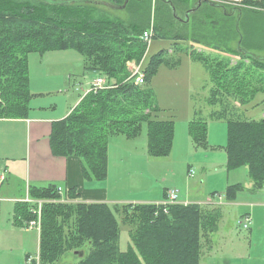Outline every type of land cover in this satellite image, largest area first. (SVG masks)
<instances>
[{
    "label": "trees",
    "instance_id": "obj_1",
    "mask_svg": "<svg viewBox=\"0 0 264 264\" xmlns=\"http://www.w3.org/2000/svg\"><path fill=\"white\" fill-rule=\"evenodd\" d=\"M90 1L124 6L122 10L131 11L127 12L128 21L123 24L92 17L91 11L103 6L86 2L48 4L42 0H0V119L27 118L31 98L29 54L77 52L82 57L84 70L103 77L110 87L86 93L67 117L53 123L49 144L54 156L78 158L85 180L99 181L107 177V147L112 137L134 139L145 125L147 155L165 158L170 154L173 122L158 116L160 110L148 87L157 68L168 64L163 58L165 52L160 50L149 56L142 68V86H135L127 79L125 63L143 55L144 44L139 37L148 29L151 3L157 4V11L165 7L172 18V11L181 8L184 0ZM244 3L249 4L251 0ZM197 8L187 10L185 17L204 12ZM162 22L160 17L152 40H169L173 43L170 47L173 52L189 54L210 75L206 102L211 109L209 117L226 124L227 169L246 168L253 189H261L264 113L256 121L242 117L239 110L246 105L264 106V65L245 53L244 61L237 57L232 65L226 57L228 53H219L223 57L197 54L190 48L195 43L182 48L180 43L187 42L168 38ZM167 26L169 33L171 29ZM258 97L261 100L256 101ZM206 132L205 121L200 118L189 121L188 134L195 148L207 149ZM238 188L227 187V201L234 200ZM28 196L42 202L38 264H60L68 254L74 257L73 264H199L206 235L216 231L220 216L217 208L196 204L170 205L164 211L155 204H87L77 201L74 189L62 190L59 194L54 185L32 187ZM19 209L27 221L33 218L27 204ZM119 223L127 226L130 239L131 246L125 251L118 247ZM207 225L212 226L208 227L210 230L205 228Z\"/></svg>",
    "mask_w": 264,
    "mask_h": 264
},
{
    "label": "rangeland",
    "instance_id": "obj_2",
    "mask_svg": "<svg viewBox=\"0 0 264 264\" xmlns=\"http://www.w3.org/2000/svg\"><path fill=\"white\" fill-rule=\"evenodd\" d=\"M229 1L184 0L183 8L172 11V18L165 7H159L158 11L155 10L157 4L153 1L151 3L148 29L152 28L154 30V27L158 26L159 18L162 17V26L164 33L167 34L166 36L187 42L180 43L182 48L190 46V43H195L190 48L197 54L202 53L205 56L223 57L225 55H220L219 53H228L229 55H226V57L227 59L230 58L228 61L232 65L235 64L237 57L240 60L245 59L243 55L245 53L246 56L264 65V12L254 10L251 5L246 3L235 4ZM196 6H200L199 8L204 9V12L194 17H191L192 15L189 17V14L188 17H185L186 11L191 8H197ZM127 12L131 11H114L106 7H98L91 11V16L97 19L116 20L124 24L128 21ZM166 25L171 29L169 33L166 30ZM172 44L169 40H151L150 44H144L141 58L129 60L125 63L126 77L129 78L132 67H140L142 71V68L149 61V56L156 54L160 50L165 52L163 58L167 60L168 64L163 63L157 68L148 87L153 93L155 105L167 108V110L161 109L162 111L160 110L159 115L168 117L167 119H170L176 125L173 131L174 139L173 147H171V156L166 159L156 158L151 160L146 158V155L142 152L141 154L137 152V161L132 164L133 166L125 164L126 157L124 156L119 158L122 160V164H119L118 158H113V164L112 166L110 165V173L108 175L111 178L110 195L129 202L150 198L161 203L165 201L163 190L167 188L176 191L177 196L179 190L182 192L185 190L192 195L196 202H211L218 205L223 200L224 203L227 201L225 193L227 187L238 186V190L233 195L234 200L227 201H235L237 204L239 197H247L245 179L241 175L244 169L228 170L226 167V156L224 154V148L227 143L226 124L223 120H213L209 117L211 109L206 102L209 94L210 75L203 64L193 60L189 54L181 51L173 52L170 48ZM33 72L36 75H40L35 70ZM35 87L40 86L36 84ZM56 94L55 92L52 93L56 102L63 100V95ZM257 100L259 101L261 98L258 97L256 98ZM193 110H199V112L194 115ZM239 111H241L242 117L245 116L248 119L257 121L261 119L264 113V106L256 105L252 107V105H246L241 107ZM188 117H194L193 119L200 118L207 123V149L195 148L192 144L189 156H187L188 152L186 154L180 149L174 151L175 138L176 143H180L183 140L181 134L185 136L188 133V121L191 119ZM144 135L145 125L142 128L141 135H138L139 137L137 136L136 140ZM17 146L20 154L23 149L20 137ZM9 160L11 161V159ZM189 172H191V176L188 175ZM228 172L232 173L228 174ZM227 181L232 184L226 186ZM255 192L257 196H261V200L264 203V185L262 190ZM180 196L181 194H179ZM256 200V197L249 199L247 205L255 204ZM3 205L8 207L7 204ZM27 205L32 209V204ZM199 206L203 207L204 205ZM211 208L218 209L217 211L215 209L211 210L219 212L220 216L217 223H222L223 225L217 237L214 235L217 229L215 232H208L210 234L206 235V241L203 248L201 247L200 249L202 254L200 264H203L206 259L207 248H209L208 246H210L212 241V251L209 255L208 264H235L234 256L228 249L231 246L235 247L242 244L244 246L252 245L253 249L251 251L254 256L252 260L259 255L263 256L264 209L262 207L261 209H256L255 216L257 220H253V222L251 220L249 230H244L237 224L242 217H239L240 214L238 213L240 210L234 205H228L222 209L220 207ZM21 214L22 212H20ZM221 214L222 220L220 221ZM11 216V213H8L7 210L2 211L0 222V264H31L32 261L28 262L25 259V255H29V258H32L36 263V246L32 247L30 244L25 248L29 249V251L24 252V248L23 250L20 248V243L24 244L21 239L14 235H3V231L8 229V226L12 227L13 220H11ZM34 219L35 216L33 215V218L27 221L22 214L20 221H23V223L25 221V225L28 226V223ZM208 227L212 226L207 225L205 227L210 230ZM203 234L206 233L204 232ZM130 246L127 226L119 223L118 247L120 251H125ZM9 248L12 249L10 253L8 252ZM73 259L72 254H68L63 257V262L60 264L71 263L74 261Z\"/></svg>",
    "mask_w": 264,
    "mask_h": 264
},
{
    "label": "crops",
    "instance_id": "obj_3",
    "mask_svg": "<svg viewBox=\"0 0 264 264\" xmlns=\"http://www.w3.org/2000/svg\"><path fill=\"white\" fill-rule=\"evenodd\" d=\"M27 65L29 78L28 89L31 94L28 103L29 112L27 118L0 119V222L3 210H7L8 213H11V220H13L12 227L8 226V229L3 231V235H14L21 239L24 244L20 243V248L22 250L24 248V252L29 251V249L25 248L30 244L32 247L36 246L37 255L39 247V231L35 228L26 226L25 221L24 223L23 221H20L22 217L20 212L22 210L19 209L21 205L26 204V199H30L28 196V190L32 187L42 188L48 185H54L61 190L74 189L78 195L77 201L87 204H157L158 201L150 198L129 202L110 195L111 178L108 177V175L110 173V165L112 166L113 164V158H118L119 164H122L123 162L119 158L123 156L126 157L125 164L128 166H133L132 164L136 163L137 152H140V154L142 152L148 159H156L149 157L146 153V131L145 135L138 138V140H136L137 137L134 139H125L122 137L110 138L107 147V177L104 180H85L82 176L81 164L78 158L73 156H54L52 154L49 144L52 124L63 120L69 115V113L77 106L82 96L88 91L91 82L98 77L96 73L84 70L82 57L73 50L50 51L42 55L31 53L27 57ZM32 69L40 75H36ZM41 71L43 72L40 73ZM36 84H39L40 87L34 88ZM54 92L57 93L56 95H63V100L56 102L53 99L54 96H52V93ZM156 107L159 110H167L165 106L156 105ZM198 112L199 110L194 111L193 114L196 115ZM159 113L158 116L161 119L165 120L168 118L165 116H163V118ZM188 118H191L189 120L191 121L194 117ZM175 128L176 125H174L173 122V131ZM181 135L183 138L182 142L176 143L175 138L174 151L180 149L183 152H186V154L188 152L187 156H189L192 145L191 139L188 133L187 135L185 134V136L184 134ZM19 137L21 138L23 148L20 154L18 153L17 146V142L19 143ZM170 156L171 151L165 159ZM9 159H11V161ZM240 168L244 169L243 172H241V175L244 176L245 179L247 197H239V202L237 204L235 201H225L224 203V200L221 201L220 204L218 203V205H215L214 203L213 205L211 202H196L192 195L185 190L183 192L180 190L178 191V197L179 194L182 196L178 198V201L182 204L204 205L203 207L208 208L220 207V209L228 205H234L240 210L238 213L240 214L239 217L249 216L252 222L253 220H257L255 216L256 209H261V207L264 209V203L261 200V196H257L255 192L257 190L253 189V184L248 179L246 168ZM229 173L232 172H228V174ZM228 184L232 183H228L227 181L226 186H229ZM262 189L263 186L259 190ZM167 191H169V189L164 188V198L166 197ZM253 197H256V203L253 205H247L249 199ZM3 204H7L8 207H4ZM221 220L222 214L220 221ZM222 225V223L218 224L217 231L214 233L216 237L218 236L217 234L221 232ZM246 230H249V228ZM212 243L213 241L210 246H208L209 248H207L206 259L203 264H208L209 255L212 251ZM251 249H253L252 245L249 244L244 246L242 244L235 247L231 246L228 251L233 254L235 264H264V254L263 256L259 255L252 260L254 256L252 255ZM11 251L12 249L9 248L8 252L10 253ZM28 256L29 255H25V259ZM74 262L75 260L71 263H67L73 264ZM31 264H38V261L36 260V263L32 261Z\"/></svg>",
    "mask_w": 264,
    "mask_h": 264
},
{
    "label": "built area",
    "instance_id": "obj_4",
    "mask_svg": "<svg viewBox=\"0 0 264 264\" xmlns=\"http://www.w3.org/2000/svg\"><path fill=\"white\" fill-rule=\"evenodd\" d=\"M206 1H225V0H206ZM229 2L231 3H244V0H230ZM254 2V3H253ZM248 5H251V8L254 10H258V11H262L264 12V0H251V3H249ZM152 36H153V29H147L145 32L142 33V35L139 37V39L141 40V42L143 44H150L151 40H152ZM129 81H132L133 85L135 86H142L144 84V74L141 71L140 67L134 66L131 68V75L128 78ZM110 86H108L105 82V79L103 77H97L95 78L89 88H88V92L92 91L95 92L97 90H101V89H106L109 88ZM189 176H191V172L188 173ZM57 192L60 194L62 193V190L60 188H57ZM26 204H32V209H31V213L32 215L35 216V219L30 221L28 223V227L30 228H35L39 231L40 228V207L42 202L38 201V200H32V199H26L25 200ZM170 205H188V204H182L178 201V196H177V192L173 191V190H169L166 193V197H165V201L161 202V203H157L155 204V206H159L163 208V211L166 209V207L170 206ZM251 223V219L249 216H243L241 220H239L237 222V224L239 226H241L242 229L246 230L249 228V225ZM28 262L32 261V258H28L27 259Z\"/></svg>",
    "mask_w": 264,
    "mask_h": 264
},
{
    "label": "water",
    "instance_id": "obj_5",
    "mask_svg": "<svg viewBox=\"0 0 264 264\" xmlns=\"http://www.w3.org/2000/svg\"><path fill=\"white\" fill-rule=\"evenodd\" d=\"M42 1L46 2L48 4H64V3H83V2H86V3L92 4V5L103 6V7L109 8V9L114 10V11H119V10H122L124 8V6L117 7V6L111 5L109 3H106L104 1H90V0H69V1L42 0ZM79 256H81V254Z\"/></svg>",
    "mask_w": 264,
    "mask_h": 264
},
{
    "label": "flooded vegetation",
    "instance_id": "obj_6",
    "mask_svg": "<svg viewBox=\"0 0 264 264\" xmlns=\"http://www.w3.org/2000/svg\"><path fill=\"white\" fill-rule=\"evenodd\" d=\"M187 15V14H186Z\"/></svg>",
    "mask_w": 264,
    "mask_h": 264
}]
</instances>
